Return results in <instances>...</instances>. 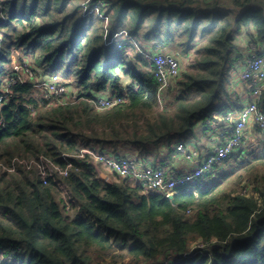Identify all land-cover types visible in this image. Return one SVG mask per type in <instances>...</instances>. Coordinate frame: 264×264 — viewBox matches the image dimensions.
<instances>
[{"label":"trees","instance_id":"1","mask_svg":"<svg viewBox=\"0 0 264 264\" xmlns=\"http://www.w3.org/2000/svg\"><path fill=\"white\" fill-rule=\"evenodd\" d=\"M242 32L264 45V0H0V97L13 60L30 59L40 78L58 75L78 100L47 108L32 80L6 95L0 164L42 157L66 175L44 184L17 161L13 173L0 171V264H264V134L250 155L223 162L229 173L178 187L172 200L127 180L105 182L80 156L83 147L117 157L130 148L147 163L160 149L166 168L198 124L211 127L234 107ZM121 33L150 48L195 51L166 88L175 93L171 113L165 106L152 116L161 104L155 69L134 45L117 49ZM105 94L126 102L98 112L93 101ZM258 104L264 111V93ZM230 173L239 187L226 190L219 184Z\"/></svg>","mask_w":264,"mask_h":264},{"label":"built area","instance_id":"2","mask_svg":"<svg viewBox=\"0 0 264 264\" xmlns=\"http://www.w3.org/2000/svg\"><path fill=\"white\" fill-rule=\"evenodd\" d=\"M103 6L104 3L98 1L95 5V12L98 13ZM117 40V49L131 44L124 33L119 34ZM0 44H2L1 35ZM257 49L256 46L253 47L252 52L242 60L238 74L239 81L247 90L249 101L235 113L228 111L217 116L218 122L213 124V127L217 128V141L204 152L190 146V143L178 142L175 145L172 160L182 159L190 168L176 172L160 165L154 167L145 163L142 158L117 157L110 148L101 150L83 147L80 150V156L88 155L92 159L94 165L107 176L105 182L112 179L127 180L131 184L141 187L144 191L158 192L167 198L172 196L178 187L192 184L197 179L212 178L223 170L225 160L241 159L245 155V145L252 134L259 136L264 134V111L260 109L258 104V100L264 93V56H258L256 54ZM146 59L153 64L160 93L179 77L180 63L178 58L173 55L163 53L160 48H155L149 50ZM10 73L4 81L5 92L0 97V110L13 85L26 80L33 81L37 78L33 68L29 67L26 62L12 65ZM33 87L41 93L40 100L47 108L72 105L78 102L72 87L65 85L64 81L56 74L41 82L36 81ZM125 102V95L121 97L100 95L96 96L93 101L98 112L112 109ZM208 123L210 124V121ZM16 161L24 166L27 171L36 169L44 184L48 179L57 183L56 176L66 175V171H62L54 163L42 157L37 162L14 159L10 164H0L1 173H13Z\"/></svg>","mask_w":264,"mask_h":264},{"label":"crops","instance_id":"3","mask_svg":"<svg viewBox=\"0 0 264 264\" xmlns=\"http://www.w3.org/2000/svg\"><path fill=\"white\" fill-rule=\"evenodd\" d=\"M136 42V41H135ZM131 43L134 44V47L136 46L134 41L132 42L131 40ZM236 43L238 44L239 46V50L240 52H242V56L245 58L246 56H248L251 52H252V48L253 47H257L261 52L264 51V45L262 43H258L257 45H254L250 39H248L247 37V34L245 32H242V34L240 35H237L236 36ZM142 46V49H140L139 46ZM150 44L144 42L141 38L140 40L138 41V53H142L143 52V55H144V58L146 59V55L148 54L149 50H154L155 48H150L149 46ZM157 48H160V50H163L161 46L157 47ZM179 49L178 47L176 48H172L170 50H166L164 48V52H167L169 54H172V55H175L177 56L178 58L182 59V61H184L185 65H188L192 60L193 58L195 57V51H191L187 54H184L182 52V49L181 50H177ZM133 52H136L137 51H132V50H129L127 52L128 56L130 57L129 59L131 60L132 58V54ZM147 60V59H146ZM148 61V60H147ZM182 65V64H181ZM240 71V70H239ZM238 74L239 72L237 71V73H233L232 75V79H231V91H230V94H231V98H232V103L234 105V107L230 110H228L229 112H232V113H235L237 112V110L242 106L244 105L246 102L249 101V98H248V94H247V90L245 88V86L239 81L238 79ZM233 77H237V78H234ZM123 85H128L129 84V79L128 78H123ZM172 84V82H171ZM170 84V85H171ZM169 85V86H170ZM168 86V87H169ZM167 87V88H168ZM166 91V89H163V92ZM104 96H108V95H104ZM226 111V112H228ZM217 123V122H216ZM197 128V126H196ZM217 128L214 127V137H210L211 139H208V141H206L207 143L205 144L204 142L203 143H197L198 147L195 146L192 142H187V144L190 143V146H194L197 150L199 151H202L204 152L206 149H209V147L215 143V141H217ZM121 155H125V156H128V157H133V158H142L144 160V157L137 151V150H134V149H130V148H127V149H124L123 151H121ZM163 157V155H162ZM161 158H158V159H155L153 157H150L151 159L147 162L151 165H159L158 163L160 162V160L162 159ZM166 168L168 169H171L173 171H176V172H182L188 168H190L189 165L185 164L182 159H176V160H169L168 162H166Z\"/></svg>","mask_w":264,"mask_h":264},{"label":"rangeland","instance_id":"4","mask_svg":"<svg viewBox=\"0 0 264 264\" xmlns=\"http://www.w3.org/2000/svg\"><path fill=\"white\" fill-rule=\"evenodd\" d=\"M129 38V37H128ZM129 39H131V38H129ZM128 39V40H129ZM129 42L131 43V40H129ZM130 45H134V44H130ZM135 47H138V43L136 42L135 43ZM134 47V46H133ZM138 49V48H137ZM164 50V49H163ZM163 50H161L163 53H166V54H169V53H167V52H164ZM166 50H168V49H166ZM177 50H181L180 48L179 49H177ZM137 54L138 53H136V52H133V54H132V58H131V60H134L135 58H136V56H137ZM172 55V54H171ZM179 60V62H180V71H181V73L185 70V69H187V65H185L184 63V61H182V59H178ZM15 62V63H14ZM24 62H26L27 63V65L29 66V67H34V64L32 63V61H30V59H26ZM23 62V63H24ZM14 64H21V63H18L16 60H13V63H12V65H14ZM182 64V65H181ZM235 73V72H234ZM236 74V73H235ZM37 75V78H35L34 80H33V83H36V81L38 82H41L42 80H45L46 78L45 77H39L38 76V74H36ZM234 78H237V77H233V79ZM232 83V82H231ZM72 91H73V93L74 94H76V89L72 86ZM35 90H37V89H35ZM230 90H231V88H230ZM41 94V93H40ZM39 94V95H40ZM174 94L175 93H173V92H168V94L167 93H165V91L164 92H161V104H160V106H159V108H155L154 109V111H153V113H152V116H156L157 114H158V112H160V110L159 109H163L165 106V109L167 110V112L168 113H171L173 110H171L172 109V107H170V103H171V101L173 100V97H174ZM38 95V96H39ZM41 96V95H40ZM39 96V97H40ZM202 123H204V122H202ZM202 123H200V124H198L197 125V128L195 127L194 128V130H193V132H194V134H195V136H196V138H195V140H193L192 141V143L195 145V146H197L198 147V145H197V143L196 142H198V143H207L206 141H208V139H211L210 137H214V127L213 126H211V127H209V126H207L205 123H204V125L202 124ZM218 126V125H217ZM260 141V136L259 135H253L252 134V136L251 137H249L248 138V140H247V142H246V152H245V156L246 155H250L251 154V152H253L254 150H253V148L255 147V145H257L258 144V142ZM160 150V149H159ZM159 150H155V149H151L150 151H149V153L153 156V158L154 157H156V156H158L159 158H161L162 156H161V154H165V152H162V153H155V152H157V151H159ZM162 150V149H161ZM243 158V157H242ZM240 161H242V160H240ZM247 162V160H244V163H246ZM224 170V169H223ZM226 171L224 170L223 171V173H225ZM223 173H221V175L223 174ZM226 173H229V171H227ZM232 174L230 173L229 174V176H230V178H228L226 181H222L219 185H220V187H222L223 189H226V190H230V189H234V188H236V187H239V184L237 185L236 184V177L235 176H231ZM219 182H220V180H219ZM218 181H216L215 183H219ZM197 247L199 248V247H202V244H199V245H197Z\"/></svg>","mask_w":264,"mask_h":264},{"label":"water","instance_id":"5","mask_svg":"<svg viewBox=\"0 0 264 264\" xmlns=\"http://www.w3.org/2000/svg\"><path fill=\"white\" fill-rule=\"evenodd\" d=\"M95 169H96V173L98 174V177L101 179V180H103V181H105L106 180V178H107V176L96 166L95 167ZM170 200H172V196H170V197H168Z\"/></svg>","mask_w":264,"mask_h":264}]
</instances>
